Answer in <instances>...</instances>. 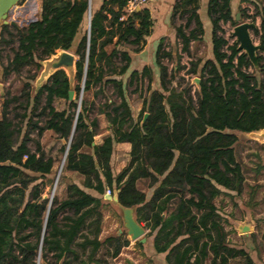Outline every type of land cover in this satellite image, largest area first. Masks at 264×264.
Here are the masks:
<instances>
[{
    "label": "trees",
    "instance_id": "1",
    "mask_svg": "<svg viewBox=\"0 0 264 264\" xmlns=\"http://www.w3.org/2000/svg\"><path fill=\"white\" fill-rule=\"evenodd\" d=\"M125 2L102 0L89 13V0H40L35 19L0 25V52H11L1 66L2 77L12 73L21 84L1 103L0 264H111L108 258L129 243L121 234L100 237L101 197L113 189L121 205H135L137 221L148 229L152 249L164 254L165 264H256L229 242L227 218L215 198L243 191L235 132L264 128V6L254 4L252 14L260 20L252 29L260 40L256 66L223 35V23L240 22L230 0H208L211 57L190 58L186 67L180 53L190 57L204 28L197 0H176L171 24L180 50L170 69L166 61L173 53L163 39L158 42L154 88L150 66L128 72L131 54L145 43L152 20L146 8L121 19ZM238 13L251 16L244 7ZM60 49L77 57L71 99L62 69L36 92L32 84L40 61ZM181 69L199 76V89L175 82ZM128 86L148 93L138 119L126 99ZM56 99L64 100L63 108L54 106ZM98 114L109 133L95 143ZM45 131L65 140L62 153L68 145L62 168L82 177L80 185L67 183L65 196L53 195L50 201L42 197L54 164L40 141ZM118 142L130 148L126 164L113 174L110 161ZM136 244L142 246L139 240Z\"/></svg>",
    "mask_w": 264,
    "mask_h": 264
},
{
    "label": "rangeland",
    "instance_id": "2",
    "mask_svg": "<svg viewBox=\"0 0 264 264\" xmlns=\"http://www.w3.org/2000/svg\"><path fill=\"white\" fill-rule=\"evenodd\" d=\"M248 2L249 5L244 6V9H246V13L251 16L244 18L239 17L238 20L240 22L253 23L254 27L259 28V17H252V14L254 12L253 7L254 4L258 6H264V0H249ZM201 18L202 23L207 28L208 32L210 22L208 16L206 15V11L201 12ZM222 27L224 30L223 35L225 38H227L229 44H232L234 41L239 44V42L237 41V36L232 35L234 31V26L231 25L229 22H226L222 24ZM252 29H248L249 37L251 39L252 44L257 45L260 43L259 34H255ZM173 43L174 42L170 41L168 47L172 49L173 58L169 61H166L168 68L170 69L175 68V53L178 52V46ZM167 44L168 43H166V45ZM127 48L130 47L128 46ZM10 55L11 52L8 48L2 49L0 52V83H2L3 85L4 92L3 99H1L2 96L0 95V113L1 103L8 95L17 93L21 85L20 80L17 79L12 73L9 74L7 77H2L1 66L6 64L7 59ZM180 55V61L181 63H184L186 67L189 66L188 61L190 58H192L193 60L197 58L204 60L208 57H211V45L208 36L203 38L202 41H196L192 43L190 49V57L185 53H180ZM140 56L142 60L139 61L138 66H141L140 64L145 63L152 68L154 73L152 87L157 88V67L155 66V63L151 60V55L142 53ZM135 65H137V61H134V66ZM248 69L252 70L251 67ZM129 71L130 68L128 72ZM40 73L41 71L39 70L36 78L32 82L34 88L38 83L37 79L38 81L41 80V78L39 79ZM175 77L176 83L180 82L181 85H184V83L188 82L191 85L192 90H194L196 86L194 83L191 82V79L193 77L199 78L197 74H186L185 69H181L178 73H176ZM180 77H183L184 80H182ZM122 79L126 81L127 74L123 75ZM131 89L132 88L129 86L126 88V99L130 106L133 118L138 119L140 117L141 112L143 111L144 97H146L148 93L145 90H143L142 93L133 92ZM87 95L89 96V98L93 99L91 92L87 93ZM94 99L95 102L99 101V98ZM54 106L57 109L63 108L64 100L56 99L54 101ZM95 115L96 113L93 112L91 117ZM96 117L98 118V127L100 132L93 137L95 143L100 142L102 137L109 133V130L107 128V122L104 117L99 114ZM261 131L263 132V130ZM261 131H259L258 133H248L239 131L235 132L238 138L237 143L235 144L236 159L240 162L245 176V184L243 187V191L240 195H236L234 192H230L231 194H229L227 191H225L215 198V204L217 205L219 212L227 218L226 224L232 225L233 219L237 217L241 218L242 220L246 218L252 226V230L247 233H240V236H237V231L233 227H231L230 231L233 234L230 235V239H233L235 241V244L239 240H242V234H249L248 238L254 241L256 239H260L261 242H264V138L260 136L262 133ZM40 141L46 153L54 157V164L51 170V174L48 175V180L45 181L43 196L48 199H50V197L53 195H57L59 198H62L66 194L65 185L70 182H74L80 185L82 177L74 171L65 170L62 168L64 164V153H62V151L60 150V147L63 143L62 140H60L51 131H45L40 137ZM127 160L128 149L125 148L122 143H115L110 161L113 174L117 173L126 164ZM140 187L143 190H146L147 195L149 194L150 191L147 190L144 185L140 184ZM105 193L109 192L106 191ZM101 198L103 201V207L100 237L103 238L107 235L121 234L122 239L127 238L129 240V243L127 245L122 246L120 252L115 257L108 258L109 262L111 264H164L162 255L154 253L152 249V236H147L148 229L143 227L145 241L142 243V246H138L136 244V241L138 240L130 239L125 229L122 227V219L118 213V208L116 207V205L111 203L108 199H105L104 196H102ZM244 207L246 208V210ZM142 224L143 223H141V225ZM37 262L42 263L40 257L37 258Z\"/></svg>",
    "mask_w": 264,
    "mask_h": 264
},
{
    "label": "crops",
    "instance_id": "3",
    "mask_svg": "<svg viewBox=\"0 0 264 264\" xmlns=\"http://www.w3.org/2000/svg\"><path fill=\"white\" fill-rule=\"evenodd\" d=\"M175 1L176 0H151L139 7V9L146 8L148 10L150 18L152 20V26H151L150 33L145 37V43L143 44L141 49L138 52H133L131 54V62H130V67H129L130 70L131 69L140 70L145 65L149 66L148 64H145V63H142L140 64L141 66H138L139 61L142 60L140 56L142 53L151 55V60L154 62L155 48L161 39H163V45L166 50L171 49L168 47H169L170 41H172L174 42L173 44L178 46L177 50L179 52L180 44L175 43L174 27L171 24V11H172V6ZM248 1L249 0H230V9H231L232 14L236 15L238 13V7H244V6L249 5ZM250 1H253V0H250ZM101 3H102V0H89V13H90V10H93V11L96 10L100 6ZM197 3H198L197 12L202 22L201 12L206 11L208 0H197ZM39 6H40V0H19L16 5L10 8L7 14V23L12 24L9 22V21H12L13 24H17L19 26L23 24H27L29 21L37 17L39 13ZM206 15H207V11H206ZM203 28H204V33L202 35V39L208 36V39L210 40V33H209L210 31L207 32V28L204 25H203ZM209 30H210V27H209ZM166 43L168 44L166 45ZM134 61H137V65L135 66H134ZM118 143H122L124 147L129 150L130 144L128 142H118ZM240 221H242L241 218L235 217L233 219L232 225L225 224V229L229 230V234H228L229 242L232 245H235L236 247L243 248L256 264H264V242H261L260 239H256L254 241L248 238L249 234L247 235L242 234L241 235L242 240H239L236 244L234 243L235 241L233 239H230V235L233 234L230 231L231 227L235 229V224H238ZM236 233H237V236H240V233L238 232ZM160 254L162 255V259H163L164 254L163 253H160ZM240 257L241 256H237L233 260V262H238ZM159 264H163V263H159Z\"/></svg>",
    "mask_w": 264,
    "mask_h": 264
},
{
    "label": "water",
    "instance_id": "4",
    "mask_svg": "<svg viewBox=\"0 0 264 264\" xmlns=\"http://www.w3.org/2000/svg\"><path fill=\"white\" fill-rule=\"evenodd\" d=\"M19 0H0V25L2 23H7V14L10 10V8L14 5L17 4ZM139 9V8H137ZM235 19H239V14L237 13L235 15ZM10 23L13 24L12 21H9ZM249 28H254L253 23H248V22H239L234 26V31L232 35L237 36V41L239 44L237 45V48L244 52L249 61L256 66L257 65V55L256 52L260 48V45H254L251 42V39L249 37ZM76 55L69 50H64L60 49L57 50L55 53H52L49 57L43 59L40 61L41 65V73L39 76V79L41 78L40 81L37 79V85L34 88V91L36 92L38 88L45 83L47 78L52 75L56 70L62 69L66 76L68 77L69 80V91H68V97L71 99L73 97V79H74V74L76 71L75 63H76ZM191 82L195 84L196 88H200L199 84V78L193 77L191 79ZM3 85L0 83V95L2 96L1 99H3ZM147 112L143 113V116L141 118V121L146 118ZM263 130V132L261 131ZM261 131V137L264 138V128L255 130V131H250L248 133H258ZM63 143H65L64 139H61ZM68 145L65 147L64 151V156L63 160L65 158V154L67 151ZM105 199H108L111 203L116 205L118 208V213L121 216L122 219V227L125 229L127 235L129 236L130 239L132 240H139L140 242L145 241V236H144V228L141 223H139L136 219V214H135V205L131 206H123L118 202V193L116 189H113L111 193H105L104 195ZM43 198H46L45 196H42ZM52 197V196H51ZM51 197L49 201L51 200ZM235 230L239 233H247L250 230H252L251 224L247 221V219H243L240 221L238 224H235Z\"/></svg>",
    "mask_w": 264,
    "mask_h": 264
},
{
    "label": "built area",
    "instance_id": "5",
    "mask_svg": "<svg viewBox=\"0 0 264 264\" xmlns=\"http://www.w3.org/2000/svg\"><path fill=\"white\" fill-rule=\"evenodd\" d=\"M151 0H126L125 5L123 7V15L121 19L125 17V15L132 13L137 10L141 5L149 2Z\"/></svg>",
    "mask_w": 264,
    "mask_h": 264
},
{
    "label": "bare ground",
    "instance_id": "6",
    "mask_svg": "<svg viewBox=\"0 0 264 264\" xmlns=\"http://www.w3.org/2000/svg\"><path fill=\"white\" fill-rule=\"evenodd\" d=\"M61 168V167H60ZM61 170V169H60ZM59 173H60V171H59Z\"/></svg>",
    "mask_w": 264,
    "mask_h": 264
}]
</instances>
